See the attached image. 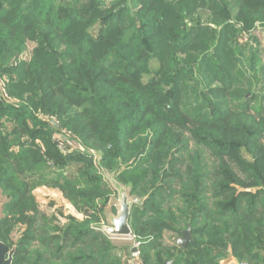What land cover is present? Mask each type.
Returning a JSON list of instances; mask_svg holds the SVG:
<instances>
[{
    "label": "trees",
    "instance_id": "16d2710c",
    "mask_svg": "<svg viewBox=\"0 0 264 264\" xmlns=\"http://www.w3.org/2000/svg\"><path fill=\"white\" fill-rule=\"evenodd\" d=\"M101 167L141 264H264V0H0L11 264H123Z\"/></svg>",
    "mask_w": 264,
    "mask_h": 264
},
{
    "label": "water",
    "instance_id": "95a60500",
    "mask_svg": "<svg viewBox=\"0 0 264 264\" xmlns=\"http://www.w3.org/2000/svg\"><path fill=\"white\" fill-rule=\"evenodd\" d=\"M94 154L99 165V153L94 152ZM101 171L104 174L109 185L115 192V197H111L109 199L107 207L104 210L106 224L101 225L99 229L112 240H132L133 233L128 223L131 209L134 205L140 206L143 199L131 196L129 194V191L114 179V172L109 173L102 167ZM112 208L115 209V213L112 212ZM189 233V227L182 232L181 238L176 240V244L178 247L184 249L187 243L192 242ZM14 250V247L12 249H8L5 244L0 242V264H11ZM131 251L132 253H135L136 249L132 248ZM170 263L171 261L165 264ZM221 264H238L231 257L230 248H228V255L226 259Z\"/></svg>",
    "mask_w": 264,
    "mask_h": 264
},
{
    "label": "rangeland",
    "instance_id": "374dc122",
    "mask_svg": "<svg viewBox=\"0 0 264 264\" xmlns=\"http://www.w3.org/2000/svg\"><path fill=\"white\" fill-rule=\"evenodd\" d=\"M257 36H260L261 37V33L259 32L257 34ZM35 195L37 196L40 204L43 207L46 206L50 200L54 199L55 200V203H57V205L63 207L65 209V212L68 213V209L66 208V207H68L67 204L54 191H52L50 189H43V188H41V189H38V190L35 191ZM113 197H115V196H113ZM3 201H4L3 198L0 197V216H1V206H2ZM105 224H106V222H105ZM113 241H115V243H116V245L118 247H128L129 248V247H131V245L133 243L132 240H113ZM134 243H136V242L134 241ZM135 256L139 260V252L138 253L135 252Z\"/></svg>",
    "mask_w": 264,
    "mask_h": 264
},
{
    "label": "crops",
    "instance_id": "0c3cea01",
    "mask_svg": "<svg viewBox=\"0 0 264 264\" xmlns=\"http://www.w3.org/2000/svg\"><path fill=\"white\" fill-rule=\"evenodd\" d=\"M113 209L114 208H112V212H113ZM113 213H115V209H114V212ZM133 246H134V244L132 243L131 247H129V248L132 249V248H134ZM122 257H123V264H140L141 263L140 260H138V258L135 256V253H132L131 250H130V253L129 254H125L124 253Z\"/></svg>",
    "mask_w": 264,
    "mask_h": 264
},
{
    "label": "built area",
    "instance_id": "2783aa9c",
    "mask_svg": "<svg viewBox=\"0 0 264 264\" xmlns=\"http://www.w3.org/2000/svg\"><path fill=\"white\" fill-rule=\"evenodd\" d=\"M132 242H133V239H132ZM133 244H134V246H133V247L136 249V251H135V252H137V253H138V250H137L138 244H137V243H134V242H133ZM240 264H246V263H240Z\"/></svg>",
    "mask_w": 264,
    "mask_h": 264
}]
</instances>
